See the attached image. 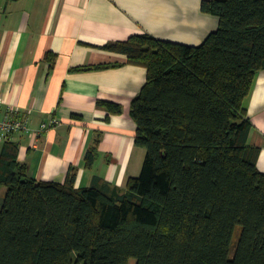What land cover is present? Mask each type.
I'll return each instance as SVG.
<instances>
[{
    "label": "trees",
    "instance_id": "16d2710c",
    "mask_svg": "<svg viewBox=\"0 0 264 264\" xmlns=\"http://www.w3.org/2000/svg\"><path fill=\"white\" fill-rule=\"evenodd\" d=\"M200 10L218 26L199 46L147 34L105 46L146 70L129 110L145 157L125 188L98 177L76 188L73 166L63 183L36 181L18 145L3 143L0 264H264V173L244 107L264 70V0H202ZM97 107L106 121L122 113ZM97 154L95 141L86 168Z\"/></svg>",
    "mask_w": 264,
    "mask_h": 264
},
{
    "label": "crops",
    "instance_id": "0c3cea01",
    "mask_svg": "<svg viewBox=\"0 0 264 264\" xmlns=\"http://www.w3.org/2000/svg\"><path fill=\"white\" fill-rule=\"evenodd\" d=\"M201 2L0 0V118L13 109L28 119V130L9 141L18 145V160L31 178L63 183L73 166L76 188L98 177L123 189L139 176L145 151L134 145L129 110L146 70L105 46L139 34L199 46L218 26L217 17L201 12ZM99 65L110 67L77 71ZM98 101L119 104L122 113L106 121ZM244 107L252 125L248 144L259 148L257 168L264 173V70L255 76ZM42 123L49 127L40 133ZM95 141L97 159L86 168Z\"/></svg>",
    "mask_w": 264,
    "mask_h": 264
},
{
    "label": "built area",
    "instance_id": "2783aa9c",
    "mask_svg": "<svg viewBox=\"0 0 264 264\" xmlns=\"http://www.w3.org/2000/svg\"><path fill=\"white\" fill-rule=\"evenodd\" d=\"M27 122V118L21 119L16 110L10 109L3 118H0V143L9 141L16 133L26 132L28 130ZM48 127L42 123L39 132L43 133Z\"/></svg>",
    "mask_w": 264,
    "mask_h": 264
},
{
    "label": "rangeland",
    "instance_id": "374dc122",
    "mask_svg": "<svg viewBox=\"0 0 264 264\" xmlns=\"http://www.w3.org/2000/svg\"><path fill=\"white\" fill-rule=\"evenodd\" d=\"M6 193H7V188L6 187H0V200L1 201L4 200ZM232 254H233V251L231 250L230 256H232ZM129 264H136L135 259H131L129 261Z\"/></svg>",
    "mask_w": 264,
    "mask_h": 264
}]
</instances>
